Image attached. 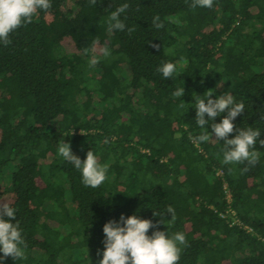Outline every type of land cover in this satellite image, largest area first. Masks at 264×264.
Wrapping results in <instances>:
<instances>
[{"label":"trees","instance_id":"1","mask_svg":"<svg viewBox=\"0 0 264 264\" xmlns=\"http://www.w3.org/2000/svg\"><path fill=\"white\" fill-rule=\"evenodd\" d=\"M123 3L126 28L110 30ZM51 4L0 43V202L16 209L25 241L24 257L0 264H99L106 222L123 214L156 223L153 212L169 205L175 222L165 212L157 226L184 233L178 264H264V146L257 141L254 166L226 165L222 140L197 147L189 135L211 137L227 115L197 125V99L211 91L245 105L228 138L252 127L264 139V0ZM165 62L176 66L169 79L157 71ZM62 141L82 161L92 150L108 165L101 186L83 184L58 155Z\"/></svg>","mask_w":264,"mask_h":264},{"label":"clouds","instance_id":"2","mask_svg":"<svg viewBox=\"0 0 264 264\" xmlns=\"http://www.w3.org/2000/svg\"><path fill=\"white\" fill-rule=\"evenodd\" d=\"M90 2L96 5L97 0H90ZM212 6L213 0H191L190 4L193 9L211 8ZM51 7V0H0V43L4 46L10 44L9 37L12 32L22 25L31 23L39 10L47 11ZM128 8L129 4L123 3L110 13L108 17L110 30H125L126 24L121 19V14L125 13ZM152 23L156 29L163 28V22L158 15L153 17ZM127 31L131 34L135 28L129 27ZM152 47L159 48L160 46L152 44ZM102 54L105 57L110 55L107 46L103 48ZM96 63L95 58L90 61L91 65ZM157 71L162 73L165 79H169L176 72V66L172 62H165L158 67ZM183 95L184 87L173 92L175 97ZM212 96L213 92L209 91L206 99H197L195 107L197 125L204 128L221 113L227 112V115L219 123H211V137L207 132H202L195 137L189 134L190 139H193L199 147L201 142L209 141L214 134L215 139L224 142L222 149L224 164L247 162V165L254 166L259 160V153L254 150L257 141L264 146V139H260L261 131L252 127L239 128L236 129L237 134L233 138H228L229 134L234 131L233 121L244 111L245 105L243 102H236L231 94L225 93L215 99ZM261 118L264 119V116ZM58 155L80 170L82 182L86 187L98 188L105 182L108 165L101 164L92 150L87 152L86 158L82 161L72 152L70 143L62 141L58 146ZM248 170V167L242 169L243 172ZM165 212L171 214L169 224L174 223L176 219L174 208L169 205ZM164 213L153 212L154 216L162 218L156 223L151 219H141L137 215L125 217L123 214L119 221L106 222L103 225L105 248L99 264H178L181 253L180 245L187 244L186 237L182 232L169 236L167 232L159 230L157 225L164 223ZM12 221H16V209L8 202H0V252L3 253L0 261L7 257L15 260L24 257L22 246L25 245V241L19 228V222L13 223ZM150 228H156L151 236L147 234Z\"/></svg>","mask_w":264,"mask_h":264}]
</instances>
